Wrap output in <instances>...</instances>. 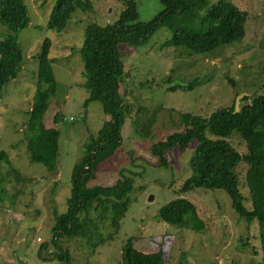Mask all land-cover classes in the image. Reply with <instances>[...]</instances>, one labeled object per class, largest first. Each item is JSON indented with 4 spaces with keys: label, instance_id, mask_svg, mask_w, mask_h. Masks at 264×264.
I'll return each instance as SVG.
<instances>
[{
    "label": "rangeland",
    "instance_id": "374dc122",
    "mask_svg": "<svg viewBox=\"0 0 264 264\" xmlns=\"http://www.w3.org/2000/svg\"><path fill=\"white\" fill-rule=\"evenodd\" d=\"M90 1L91 12L75 10L65 29L57 32L46 27L55 0H24L30 22L17 33L21 69L2 88L0 150L26 179L16 180L8 173L6 160L0 161V187L4 189L2 193L0 188V264H122L121 248L129 238L139 252L159 251L163 264H263L257 222L247 224L238 216L226 191L201 187L178 191L191 175L188 160L196 141L183 149L165 150L166 167L157 165L150 155V144L181 128L178 114L207 117L218 108L230 106L241 92L253 95L264 90V49L260 47L264 0H229L248 14L245 37L207 54L165 46L169 33L162 25L141 45H117L122 67L117 90L127 106L120 144L97 160L93 177L85 185H108L128 175L133 181L129 205L115 232L109 225L102 230L97 226L91 239L62 235L53 241L55 217L67 210L73 168L80 162L88 139L108 119L98 100H89L84 106L87 90L81 85L84 75L79 48L85 26L114 23L123 4L121 0ZM135 2L141 22H149L162 10L157 0ZM14 34L0 23L1 38ZM44 39L51 42L49 56L57 81L43 119L46 127L59 131L55 172L30 161L23 133L36 87V54ZM195 77L192 87L167 88L168 84L189 83ZM144 124L149 128L142 130ZM228 140L239 153L247 152L238 132L233 131ZM247 169L245 162L238 164L239 190L244 207L250 209ZM176 198L195 206L201 229L184 228L156 217L160 207ZM107 231L112 233L110 238ZM103 236L105 240L95 245ZM62 249L68 251L69 262L55 257Z\"/></svg>",
    "mask_w": 264,
    "mask_h": 264
},
{
    "label": "trees",
    "instance_id": "16d2710c",
    "mask_svg": "<svg viewBox=\"0 0 264 264\" xmlns=\"http://www.w3.org/2000/svg\"><path fill=\"white\" fill-rule=\"evenodd\" d=\"M121 1L123 9L114 23L103 26L90 23L83 30L79 54L84 75L81 85L87 90L84 106L89 100H98L108 119L102 122L95 136L88 139L80 162L73 168L67 210L55 217L53 241L62 235L91 239V232L97 231V226L102 230L104 225H109L113 228L111 232H115L119 218L129 205L128 194L132 190L133 181L128 175H122L108 185H85L93 177L97 160L110 155L120 144V127L127 106L123 104L117 90L122 73L117 45H141L161 25L169 33L165 46H182L197 53L207 54L217 47L242 41L245 37L248 14L229 0H216L213 3L208 0H157L162 10L149 22L139 21L135 0ZM92 9L90 0H55L46 27L61 32L75 10L91 12ZM29 22L24 0H0V23L15 33L0 37V97L2 88L16 78L21 69L22 51L17 33L25 29ZM50 46V40L44 39L36 54V87L23 133L30 161L55 172L59 131L55 127H46L43 120L49 100L57 88L53 58L49 56ZM260 47L264 49V33ZM196 80L195 77L186 84H168L167 88H189ZM58 119L59 114L56 113L54 121ZM177 119L181 128L152 142L150 155L157 165L166 167L165 150L173 147L183 149L195 140L194 153L188 160L191 175L180 184L178 191L200 187L226 191L237 215L247 224L257 222L261 261L264 264V90L253 95L244 94L238 111L234 110L233 100L230 106L218 108L207 117L185 112L178 114ZM149 125H142V130L149 128ZM233 131L238 132L244 140L247 149L245 154L239 153L228 140ZM4 160L10 166L7 170L10 175L18 181L26 179L11 166L6 153L0 150V161ZM242 161L248 165L245 182L249 191L250 209L244 207V196L239 190L237 167ZM1 189L3 193L4 189ZM156 217L188 229L199 230L203 227L195 206L182 198L168 201L159 208ZM111 232L107 233L108 238ZM105 238L103 236L94 244L98 245ZM131 241L129 238L121 248L122 264H163L159 251L147 254L139 252L132 247ZM55 257L69 262L66 249L60 250Z\"/></svg>",
    "mask_w": 264,
    "mask_h": 264
},
{
    "label": "water",
    "instance_id": "95a60500",
    "mask_svg": "<svg viewBox=\"0 0 264 264\" xmlns=\"http://www.w3.org/2000/svg\"><path fill=\"white\" fill-rule=\"evenodd\" d=\"M245 92H241L239 93L236 98H235V101H234V110L235 111H238L239 110V105H240V97L244 94Z\"/></svg>",
    "mask_w": 264,
    "mask_h": 264
},
{
    "label": "built area",
    "instance_id": "2783aa9c",
    "mask_svg": "<svg viewBox=\"0 0 264 264\" xmlns=\"http://www.w3.org/2000/svg\"><path fill=\"white\" fill-rule=\"evenodd\" d=\"M39 240V238H37Z\"/></svg>",
    "mask_w": 264,
    "mask_h": 264
},
{
    "label": "crops",
    "instance_id": "0c3cea01",
    "mask_svg": "<svg viewBox=\"0 0 264 264\" xmlns=\"http://www.w3.org/2000/svg\"><path fill=\"white\" fill-rule=\"evenodd\" d=\"M83 82V81H82Z\"/></svg>",
    "mask_w": 264,
    "mask_h": 264
}]
</instances>
